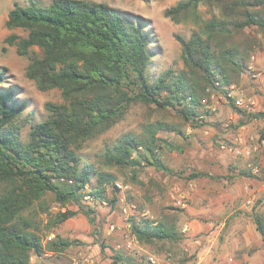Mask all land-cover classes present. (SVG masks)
<instances>
[{
    "label": "trees",
    "instance_id": "16d2710c",
    "mask_svg": "<svg viewBox=\"0 0 264 264\" xmlns=\"http://www.w3.org/2000/svg\"><path fill=\"white\" fill-rule=\"evenodd\" d=\"M199 5L210 18L201 17ZM164 16L175 22L191 20L197 28L188 38L174 35L183 68L164 70L150 81V35L141 16L91 0L15 2L8 11L5 26L26 34L10 33L4 42L28 58L26 77L39 90L58 89L63 101L46 102V117L31 123L23 140L21 128L28 121L20 119L23 103L12 87L2 86L6 68H0V264H32V255L58 254L70 247L73 240L52 230L79 211L90 216L81 203L85 195L116 203L117 176L82 161L79 150L84 142L111 128L133 103L154 104L160 110L171 107L196 124L208 89L225 91L247 70L257 44L247 28L255 26L264 34V0H178ZM230 105L241 111L234 100ZM203 111L210 115L209 109ZM256 115L264 118V111ZM174 129L155 121L145 124L140 135L125 133L106 144L103 162L133 172L150 160L161 167V143L169 142L157 132ZM93 176L96 184L86 192ZM107 187L113 198H108ZM48 192L60 206L74 203L77 209L51 214L44 208L48 218L41 234L24 212ZM252 218L264 243V216L254 212ZM129 227L143 244L182 239L173 222L148 216L130 215ZM111 258V264H141L120 250Z\"/></svg>",
    "mask_w": 264,
    "mask_h": 264
},
{
    "label": "rangeland",
    "instance_id": "374dc122",
    "mask_svg": "<svg viewBox=\"0 0 264 264\" xmlns=\"http://www.w3.org/2000/svg\"><path fill=\"white\" fill-rule=\"evenodd\" d=\"M32 1L48 4L51 0H0V68H6L2 86L12 87L18 103H23L20 119L28 120L21 128L23 140L30 124L46 117V102L63 101L56 88L39 90L25 75L28 58L4 42L10 33L26 34L21 28L5 26L8 11L15 2L26 5ZM91 1L105 2L132 17L144 18V29L150 35V81L164 70L183 68L181 46L174 35L188 38L197 26L191 20L175 22L164 16V10L178 0ZM199 12L203 19L210 18L204 5H199ZM246 31L257 40L250 51V64L252 55L264 58V34L255 26ZM208 93L200 107L202 119L194 125L183 120L174 108L160 110L154 104L133 103L111 128L84 142L79 150L82 161L117 176V201L113 204L85 195L81 203L90 216L79 211L52 230L73 240V244L58 254L32 255V264H111L114 250L134 256L135 262L141 264H150L151 256L159 262L170 256L178 264H189L193 258L197 264H264V243L252 218L254 212L264 216V118L256 115L264 111V79L252 80L247 69L225 91L209 88ZM231 100L240 112L231 107ZM236 100L249 106H239ZM207 109L210 115L203 111ZM155 121L175 128L157 132L169 142L161 143L158 153L163 166L157 167L150 160L133 172L104 164L106 144L125 133L140 135L145 124ZM95 184L93 176L85 191ZM106 194L113 198L109 187ZM44 208L54 214L58 210H76L77 206L69 203L62 207L49 192L45 193L24 212L39 226L41 234L48 218ZM132 214L173 222L182 239L153 245L139 243L130 232Z\"/></svg>",
    "mask_w": 264,
    "mask_h": 264
},
{
    "label": "built area",
    "instance_id": "2783aa9c",
    "mask_svg": "<svg viewBox=\"0 0 264 264\" xmlns=\"http://www.w3.org/2000/svg\"><path fill=\"white\" fill-rule=\"evenodd\" d=\"M253 58H254V55L251 56V62H252ZM247 69L251 73V77L253 79H256V78H259V77L263 76V73L260 70H257L253 66L252 63L249 64ZM235 102H236L237 105L242 106V107L243 106L244 107H248L249 106V103H245V102H243L241 100H236ZM49 237H51V236H49ZM149 263L150 264H178V263L173 262L171 260L170 256H165V258L163 259L162 262H159V260L156 257L151 256V257H149ZM70 264H79V263L78 262H72ZM189 264H197V261L196 260H191L189 262Z\"/></svg>",
    "mask_w": 264,
    "mask_h": 264
},
{
    "label": "crops",
    "instance_id": "0c3cea01",
    "mask_svg": "<svg viewBox=\"0 0 264 264\" xmlns=\"http://www.w3.org/2000/svg\"><path fill=\"white\" fill-rule=\"evenodd\" d=\"M251 63L253 64L254 67H256V68L258 67L259 69H262V71H263V69H264V58H261V57L258 58V56L254 55V58H253ZM262 73H263V76L256 78V79L252 78V80L257 81L260 78L264 79V71ZM253 103H254V101H253ZM186 228H187V226H186ZM191 230H192V228H191ZM188 231H189V229H188Z\"/></svg>",
    "mask_w": 264,
    "mask_h": 264
}]
</instances>
